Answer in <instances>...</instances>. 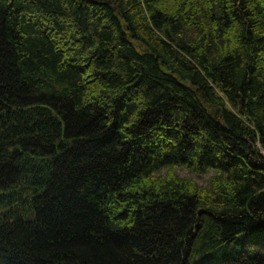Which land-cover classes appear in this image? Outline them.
Segmentation results:
<instances>
[{"label":"trees","instance_id":"trees-1","mask_svg":"<svg viewBox=\"0 0 264 264\" xmlns=\"http://www.w3.org/2000/svg\"><path fill=\"white\" fill-rule=\"evenodd\" d=\"M0 264H264V0H0Z\"/></svg>","mask_w":264,"mask_h":264}]
</instances>
